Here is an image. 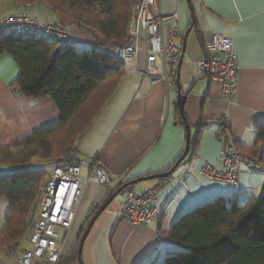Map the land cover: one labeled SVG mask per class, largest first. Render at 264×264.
Listing matches in <instances>:
<instances>
[{
	"label": "crops",
	"instance_id": "crops-1",
	"mask_svg": "<svg viewBox=\"0 0 264 264\" xmlns=\"http://www.w3.org/2000/svg\"><path fill=\"white\" fill-rule=\"evenodd\" d=\"M26 4L0 0V21L22 12ZM30 4L31 14L39 23L52 19L71 31V45L78 51L94 48L116 56L117 45L107 46L100 33L74 28L73 19L44 0ZM152 11L156 17L176 15L162 28L166 35L174 26V43L185 47L179 85L186 96L183 117L191 132L190 153L168 178L139 181L169 171L183 155L187 142L177 83H151L142 75L145 57L140 54L131 63L134 72L124 66L113 92L70 156L80 162L84 177L90 165L97 162L107 170L113 186L128 184L137 193L158 188L156 218L146 227H133L120 218V196L98 214L112 195L106 187L90 181L65 240L68 247L79 251L87 226L97 215L83 242L81 264H158L175 249L160 234L183 214L220 198L227 205L236 202L243 206L258 198L264 186V168L250 171L241 166L235 182L213 180L200 173L207 164L220 167L221 151L233 141L264 163L262 146L255 148L258 128L264 127V0H158ZM214 35L234 40L239 88L232 102L223 98L221 84L212 83L193 65V61L208 55L207 46ZM158 67L161 70L160 64ZM20 72L13 56L0 55L1 146L52 126L61 117L51 98L35 100L19 92ZM42 165L35 162L27 168L50 171L54 167L52 164L44 169ZM12 173L1 169L0 178ZM9 208L8 200L0 197V231L6 225ZM20 252L0 245V264H15Z\"/></svg>",
	"mask_w": 264,
	"mask_h": 264
},
{
	"label": "trees",
	"instance_id": "trees-1",
	"mask_svg": "<svg viewBox=\"0 0 264 264\" xmlns=\"http://www.w3.org/2000/svg\"><path fill=\"white\" fill-rule=\"evenodd\" d=\"M44 1L73 19L74 28L103 35L107 46L126 41L137 2ZM3 53L13 56L21 69L19 92L35 100L49 97L61 113L58 123L26 135L12 145H0V163L21 168L0 178V197L6 198L10 205L6 225L0 231V245L10 248L13 244L18 246L29 229L32 231L30 214L34 210L36 214L39 208L47 176L45 171L27 166L42 152L46 159L52 158L56 136L71 131L80 116L84 119L78 125L69 152L76 150L77 141L113 92L125 65L99 49L78 51L71 43L49 41L46 37L11 36L0 41V55ZM223 135L224 131L219 133ZM258 146H262L264 153V127L258 128L255 148ZM248 154L264 167L258 156ZM160 236L167 237L175 249L158 264H264V186L258 198L243 206L236 202L227 205L220 198L188 211ZM81 262L77 251L75 257L66 258L63 264Z\"/></svg>",
	"mask_w": 264,
	"mask_h": 264
},
{
	"label": "built area",
	"instance_id": "built-area-1",
	"mask_svg": "<svg viewBox=\"0 0 264 264\" xmlns=\"http://www.w3.org/2000/svg\"><path fill=\"white\" fill-rule=\"evenodd\" d=\"M158 0H137L128 28V36L117 46L116 58L131 72V66L140 54L145 57L142 75L151 83L164 81L175 86L180 74L184 56L183 49L174 43L177 30L174 26L163 31V23L176 17H156L152 8ZM32 4L27 3L22 12L10 15L0 21V41L11 36L22 38L46 37L49 41L70 44L74 40L72 32L52 19L39 23L31 14ZM208 55L193 61V65L212 83L222 86L223 98L229 102L236 100L239 88V69L234 40L230 36L214 35L207 46ZM161 66V70L158 67ZM241 166L250 171L263 169L255 157L243 152L234 143L224 146L221 151L220 167L210 164L201 169V175L213 180L235 182ZM96 181L113 195L119 186H113L107 170L97 162L90 165L88 175H82L81 164L69 156L47 172L43 195L30 234V247L22 250L15 264H63L66 258L76 256V247H68V240L76 217V210L90 181ZM158 188L145 193H137L126 188L118 194L120 218L135 228L146 227L156 218L154 206Z\"/></svg>",
	"mask_w": 264,
	"mask_h": 264
},
{
	"label": "rangeland",
	"instance_id": "rangeland-1",
	"mask_svg": "<svg viewBox=\"0 0 264 264\" xmlns=\"http://www.w3.org/2000/svg\"><path fill=\"white\" fill-rule=\"evenodd\" d=\"M83 119L84 118H82L80 116L78 117V125L79 126H80ZM78 125H75V127H73L71 131L68 130V132L60 133L56 136V139H55L54 144H53V157L52 158L46 159L45 157H43V155L45 153L42 152L41 155H38L31 160L32 161L31 166L33 167V163L38 162V163L43 164L40 168L46 169V168H49L50 166L52 167L53 163L60 162V161L64 160L65 158L69 157L72 154V152H69V148L71 147L70 145H72V143H73L74 137L77 135L78 128H79ZM27 152H30V149H28ZM26 155H27L26 153L23 154V156H25V157H26ZM1 169H8L11 172L15 171L14 167H8V166L0 164V170ZM45 172L47 173L48 171L46 170ZM45 179H47V176ZM34 220H35V210L31 211V214H30V225H31V227L33 226ZM30 234H31V232L29 229V231H27V233L22 236L21 241L18 244V246H17V244H13V245H11L12 246L11 248H14V249L17 248V250H19V251H22V250L29 248L30 247V242H29Z\"/></svg>",
	"mask_w": 264,
	"mask_h": 264
},
{
	"label": "water",
	"instance_id": "water-1",
	"mask_svg": "<svg viewBox=\"0 0 264 264\" xmlns=\"http://www.w3.org/2000/svg\"><path fill=\"white\" fill-rule=\"evenodd\" d=\"M183 52H185V47H183ZM179 78H180V74L178 75L177 77V86H178V90H179V93H178V107H179V110L181 112V116H182V119H183V123L185 125V129H186V139H187V142H186V149L183 153V155L180 157V159L175 163V165L167 172L165 173H162V174H159V175H155V176H151V177H147L145 179H140L139 181H144V180H148V179H160V178H168L169 176H171L175 170L178 168V166L186 159V157L189 155L190 153V140H191V132H190V127L189 125L187 124L185 118L183 117V108H184V104H185V98L186 96L183 95L180 91V85H179ZM136 181L133 182V184H135ZM128 188V184L126 185H123L121 186L119 189H118V192L113 194L109 199L108 201L103 205V207L101 208V210L98 212V214L106 208V206H108L117 196L118 194H120L121 192H123L124 189ZM97 218V215L90 221V223L88 224L87 226V229L84 233V236L81 240V243H80V246H79V251H78V254L81 255L82 253V247H83V242H84V239L85 237L87 236V234L89 233L93 223L95 222ZM81 258V257H80Z\"/></svg>",
	"mask_w": 264,
	"mask_h": 264
},
{
	"label": "flooded vegetation",
	"instance_id": "flooded-vegetation-1",
	"mask_svg": "<svg viewBox=\"0 0 264 264\" xmlns=\"http://www.w3.org/2000/svg\"><path fill=\"white\" fill-rule=\"evenodd\" d=\"M120 188V187H119Z\"/></svg>",
	"mask_w": 264,
	"mask_h": 264
}]
</instances>
